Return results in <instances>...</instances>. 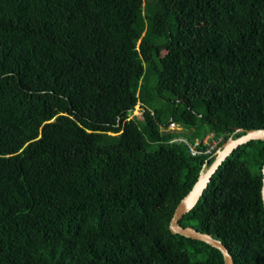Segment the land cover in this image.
<instances>
[{
	"label": "trees",
	"instance_id": "16d2710c",
	"mask_svg": "<svg viewBox=\"0 0 264 264\" xmlns=\"http://www.w3.org/2000/svg\"><path fill=\"white\" fill-rule=\"evenodd\" d=\"M236 127L264 128V0H0V264H223L168 225ZM263 160L178 220L232 264H264Z\"/></svg>",
	"mask_w": 264,
	"mask_h": 264
},
{
	"label": "water",
	"instance_id": "95a60500",
	"mask_svg": "<svg viewBox=\"0 0 264 264\" xmlns=\"http://www.w3.org/2000/svg\"><path fill=\"white\" fill-rule=\"evenodd\" d=\"M242 133L235 137H228L220 147L215 151L213 160L209 164H203L197 179L192 184L187 193L180 198L174 207L173 213L169 220V229L172 233H179L186 237H191L208 243L209 245L220 250L223 256V264H232V257L229 254L225 245L219 240L214 238L208 232H201L190 225L182 226L178 220L181 216L191 209L198 198L200 197L203 189L207 185L212 173L216 170L224 158L232 152V150L239 144L244 143L251 139H261L264 141V128H250L244 129L242 127L235 128ZM261 199L264 205V160L261 167Z\"/></svg>",
	"mask_w": 264,
	"mask_h": 264
},
{
	"label": "rangeland",
	"instance_id": "374dc122",
	"mask_svg": "<svg viewBox=\"0 0 264 264\" xmlns=\"http://www.w3.org/2000/svg\"><path fill=\"white\" fill-rule=\"evenodd\" d=\"M141 111H142V108H141L139 102H137L135 104L134 108L132 109L131 113L129 114V117L132 116V115H135L137 117H141ZM168 128L169 129H179V130L185 129L183 125H181L179 123H176V122L170 123L168 125ZM210 135L211 134H208L205 137H203V141L204 142H209V138L211 137ZM195 141H198V139H195ZM210 142H211V144H210V148H211V147H213L216 144L217 140L214 141V139H213V141L211 140Z\"/></svg>",
	"mask_w": 264,
	"mask_h": 264
},
{
	"label": "built area",
	"instance_id": "2783aa9c",
	"mask_svg": "<svg viewBox=\"0 0 264 264\" xmlns=\"http://www.w3.org/2000/svg\"><path fill=\"white\" fill-rule=\"evenodd\" d=\"M211 136V135H210ZM179 140H183L184 142H186V139L185 138H178ZM202 141H203V139H202ZM212 141H213V138H212ZM214 141H215V139H214ZM204 142V141H203ZM188 143V142H187ZM188 145H189V149H190V151L192 152V153H195L196 152V149L194 148V145L193 144H190V143H188Z\"/></svg>",
	"mask_w": 264,
	"mask_h": 264
}]
</instances>
